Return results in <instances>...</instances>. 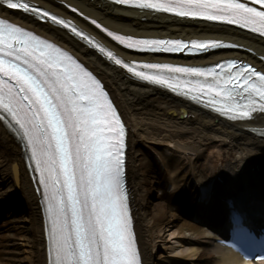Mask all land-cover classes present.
Instances as JSON below:
<instances>
[{"label": "snow or ice", "instance_id": "6c2138e0", "mask_svg": "<svg viewBox=\"0 0 264 264\" xmlns=\"http://www.w3.org/2000/svg\"><path fill=\"white\" fill-rule=\"evenodd\" d=\"M256 3L259 9L239 0H144L138 6L208 21H242L260 25L264 32V0ZM0 7L41 14L27 0H0ZM42 15L68 26L48 12ZM135 44L165 51L189 47L182 41ZM191 47L220 45L192 41ZM226 65L227 71L218 65L223 75L215 69L161 64H144L142 69L204 76L200 87L221 101L218 110L235 113L233 118L248 117L257 104L264 111V73L233 61ZM124 67L139 78L171 86L163 71ZM0 112L22 130L40 173L50 219V264H138L122 182L124 128L115 110L105 101L99 82L71 56L4 18H0Z\"/></svg>", "mask_w": 264, "mask_h": 264}, {"label": "bare ground", "instance_id": "6f19581e", "mask_svg": "<svg viewBox=\"0 0 264 264\" xmlns=\"http://www.w3.org/2000/svg\"><path fill=\"white\" fill-rule=\"evenodd\" d=\"M29 1L75 19L101 39L89 25L68 14L62 4L74 5L108 28L125 34L220 37L235 41L252 51L216 52L190 62L208 63L222 56H235L259 64L257 55H264V41L225 26L125 9L102 0ZM0 13L7 14L1 8ZM14 19L34 27L47 38L72 50L103 79L116 101L129 129L130 194L145 264H264L241 261L235 254L214 247V240L205 230L180 219L181 212L171 199L157 201L152 189L162 187V177L159 181L146 179L140 171L136 153L138 147L151 139L159 142L167 153L185 154L190 164L197 165L204 177L223 178L224 175L235 180L246 179L245 170L256 166L257 159L264 162V132L258 128L264 126L261 117L247 123L224 121L160 89L133 81L65 32L48 24H37L26 16L15 15ZM254 130L259 135L263 134V137ZM183 136L190 141H185L181 146L174 143ZM190 151L194 158L189 159ZM178 164L179 160L168 158L167 171H173L171 178L176 184L186 186L189 178L178 170ZM193 165H190L191 169L195 168ZM14 193L21 198L25 214L19 220L16 214H10L9 209L4 212L0 222V262L9 257L12 260L9 264H46L37 195L24 167L16 139L0 122V200ZM167 252H174L177 254L174 257L179 255L181 258H170Z\"/></svg>", "mask_w": 264, "mask_h": 264}, {"label": "rangeland", "instance_id": "374dc122", "mask_svg": "<svg viewBox=\"0 0 264 264\" xmlns=\"http://www.w3.org/2000/svg\"><path fill=\"white\" fill-rule=\"evenodd\" d=\"M186 137L185 136H183V137H180L179 139H177V141H175V142H177V144H179V145H182L185 141H187V142H189L190 140H187V139H185ZM150 142H153L151 139H148L147 140V144L146 145H150V144H148V143H150ZM154 143V142H153ZM136 153H137V156H138V163H139V168H140V171H141V173L145 176V178L146 179H148L149 181H152V177H153V174H152V172H151V166H150V164L148 163V161H146L144 158H143V156L140 154V150H137L136 151ZM152 192H153V194L155 195V197H156V192H155V189L153 188L152 189ZM19 216V215H18ZM18 219H21V217H18ZM159 255V254H158ZM5 261L4 262H0L1 264H9V263H12L11 261V259L9 258V257H5Z\"/></svg>", "mask_w": 264, "mask_h": 264}]
</instances>
